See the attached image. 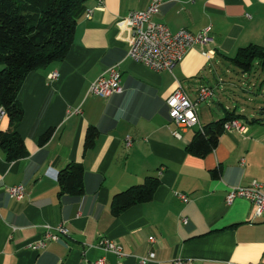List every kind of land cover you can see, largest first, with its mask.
<instances>
[{"label": "crops", "instance_id": "0c3cea01", "mask_svg": "<svg viewBox=\"0 0 264 264\" xmlns=\"http://www.w3.org/2000/svg\"><path fill=\"white\" fill-rule=\"evenodd\" d=\"M151 1L87 0L75 13L67 56L31 71L24 80L19 92L24 117L18 129L29 154L9 161L0 148V264H139L142 255L151 258L146 264H174L179 257L191 264L264 260V213L257 215L256 205L243 197L226 202L230 188L255 180L264 191V99H251L257 103L247 107L244 102L226 105L219 97L218 111L209 104L208 111L200 108L203 127L227 110L242 113L248 127L245 134L225 131L205 157L186 150L199 127L175 124L166 103L179 83L192 99L209 85L214 94L207 100L213 99L214 83L221 88L225 82L221 65L233 63L230 57L241 47L264 46V0H165L154 21L173 31L198 33L210 27L212 37L190 48L173 72L156 71L128 55L129 31L119 22ZM113 65L120 68L124 91L108 97L92 94V83ZM54 71L59 76L52 79ZM263 92L264 83L256 94ZM92 125L100 134L86 148ZM9 127L5 113L0 130ZM52 127L51 138L40 144ZM71 162L85 168V191L60 196L58 172ZM219 166L216 178L212 171ZM147 175L161 179L153 199L114 216V194ZM17 184L25 185L23 199L8 191ZM178 192H185L189 201ZM58 225L67 227L68 235L34 246ZM151 236L157 241H150ZM101 237L123 245L126 254L100 246Z\"/></svg>", "mask_w": 264, "mask_h": 264}, {"label": "trees", "instance_id": "16d2710c", "mask_svg": "<svg viewBox=\"0 0 264 264\" xmlns=\"http://www.w3.org/2000/svg\"><path fill=\"white\" fill-rule=\"evenodd\" d=\"M87 0H0V107L9 117L8 130H0V148L9 161L29 154L19 125L24 117V107L19 92L27 75L40 67L64 59L71 49L76 31V11ZM231 61L245 72L251 71L256 61L264 66V46L250 44L241 47ZM242 113L227 110L224 117L198 129L186 150L196 156L205 157L219 144L225 132V123L242 119ZM49 128L40 139L45 144L52 136ZM100 131L96 126L87 130L85 147L94 146ZM221 167L212 175L219 178ZM85 168L80 162H71L58 172L59 195L68 193L82 195ZM161 184L157 175H147L143 182L132 185L114 194L111 213L121 215L132 206L153 199Z\"/></svg>", "mask_w": 264, "mask_h": 264}, {"label": "built area", "instance_id": "2783aa9c", "mask_svg": "<svg viewBox=\"0 0 264 264\" xmlns=\"http://www.w3.org/2000/svg\"><path fill=\"white\" fill-rule=\"evenodd\" d=\"M102 0H99L101 3ZM165 0H152L150 5L145 9L132 10L128 15L119 22L120 27L129 31V50L128 55L136 61H139L156 71L169 70L173 72L176 65L183 60L187 51L196 44H203L212 40L210 36V27L193 33L186 28H180L173 31L166 23L154 21L152 16L160 11V7ZM93 10L89 9L87 17L91 18ZM209 56V52H205ZM59 73L54 71L51 78H57ZM121 71L118 65L111 66L105 73L100 75L91 85L90 92L94 95L108 97L113 93H122L124 87L121 84ZM214 94V90L209 85L201 86L196 99H192L183 86H178L170 93L166 99L169 109V116L178 126L194 127L200 124L198 115V105L206 101ZM80 111V109H79ZM3 115V108L0 107V118ZM225 131L238 132L245 134L248 130L247 125L241 119H233L225 123ZM132 144V139L128 137L127 145ZM12 197L23 199L26 194L24 184H17L8 187ZM177 195L185 202L189 201V196L185 192H178ZM243 197L249 199L256 205L257 215L264 213V191L262 184L257 180L247 186L232 187L226 194V202L231 204L236 198ZM185 222L188 217H183ZM54 232L48 229L41 239L34 246L36 248L45 247L49 240H59L63 235H68L69 230L64 225L54 227ZM150 241L155 242L157 239L151 236ZM100 246L112 250L118 255H125L123 245L116 243L108 237H101ZM151 258L147 255L138 256L139 264H146ZM100 263L104 259H100ZM174 264H191L189 259L177 258ZM264 264V260L260 263Z\"/></svg>", "mask_w": 264, "mask_h": 264}, {"label": "rangeland", "instance_id": "374dc122", "mask_svg": "<svg viewBox=\"0 0 264 264\" xmlns=\"http://www.w3.org/2000/svg\"><path fill=\"white\" fill-rule=\"evenodd\" d=\"M225 64L227 66L221 65L223 74L222 77L225 79V82L220 83L222 86L221 88L214 83L213 86L215 89V96L213 99L201 102V104L198 106V110L200 108H204L208 111L207 105L209 104L214 109V111H218L219 106L217 103L219 97H223L224 103L226 105L231 104L232 106L233 104H238V102H244L246 103L247 107H252L257 103V100L254 101L251 99H264V92L260 97H258L259 95L256 94L259 86L264 83V67L259 65L260 63L258 61H256L255 66L248 73H244L242 69L238 68V66L233 63L227 62ZM243 95H245L247 98H243Z\"/></svg>", "mask_w": 264, "mask_h": 264}, {"label": "bare ground", "instance_id": "6f19581e", "mask_svg": "<svg viewBox=\"0 0 264 264\" xmlns=\"http://www.w3.org/2000/svg\"><path fill=\"white\" fill-rule=\"evenodd\" d=\"M5 114V112H3V115Z\"/></svg>", "mask_w": 264, "mask_h": 264}]
</instances>
